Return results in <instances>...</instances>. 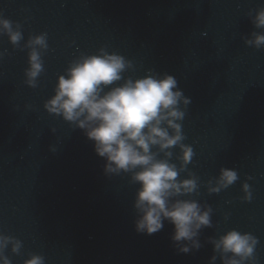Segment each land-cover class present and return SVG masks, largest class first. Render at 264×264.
<instances>
[{
  "label": "clouds",
  "instance_id": "obj_1",
  "mask_svg": "<svg viewBox=\"0 0 264 264\" xmlns=\"http://www.w3.org/2000/svg\"><path fill=\"white\" fill-rule=\"evenodd\" d=\"M13 23L0 16V31L16 45L22 33ZM251 23L256 29H264V6L256 10ZM28 43L31 50L25 73L27 83L34 87L44 70L40 50L47 49V36L35 35ZM245 43L257 49L264 47V32L254 31ZM130 66L131 61L123 55L103 49L97 54L82 55L57 77L54 95L44 107L83 131L92 141L95 153L103 158L105 174L131 173L132 183L138 185L133 200L137 232L151 235L167 221L173 226L171 240L179 252L198 250L200 230L211 225V208H202L196 200L178 198L194 192L198 185L195 178L178 179L179 170L170 160L174 146L181 149V167L191 162L194 155L192 146L182 143L185 137L180 123L185 116L180 105L187 106L191 100L173 75L152 74L148 70L133 79L123 75ZM237 179L234 169L221 168L217 184L210 191L218 192ZM243 187L247 191L248 185ZM211 242L223 264H255L259 240L252 233L233 228ZM9 245L16 254L23 246L18 238L0 234V264H11L3 255ZM23 264H45V258L32 253Z\"/></svg>",
  "mask_w": 264,
  "mask_h": 264
}]
</instances>
